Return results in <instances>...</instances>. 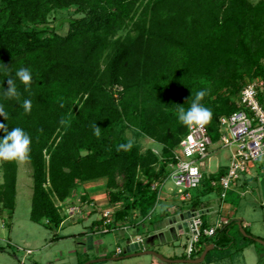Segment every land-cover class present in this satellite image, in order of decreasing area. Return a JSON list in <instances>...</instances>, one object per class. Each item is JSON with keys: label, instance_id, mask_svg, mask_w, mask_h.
<instances>
[{"label": "trees", "instance_id": "1", "mask_svg": "<svg viewBox=\"0 0 264 264\" xmlns=\"http://www.w3.org/2000/svg\"><path fill=\"white\" fill-rule=\"evenodd\" d=\"M139 2L0 0V123L8 131L22 128L31 138L26 156L33 178L30 216L46 228L63 225L69 217L65 202L75 201L74 193L84 183L100 179L107 180L108 205H122L107 226L139 227L141 218L153 214L158 203L153 185L166 178L175 150L189 132L178 119L179 109L187 110L196 92L206 90L200 103L212 112L206 126L217 143L220 118L240 109V92L254 80H244L236 66L256 67L257 77L264 79V46L251 47L244 33L250 24H264V0H147L140 12ZM71 7L84 15L68 19L66 34L57 30L63 24L49 26L53 11ZM122 29L127 33L117 36ZM20 68L32 74L28 90L15 76ZM9 79L16 86V98L4 95ZM227 86L234 100L221 91L210 99ZM26 99L32 102L27 113L22 107ZM259 99L264 106V91ZM122 124L162 145L161 155L152 149L141 152L120 135ZM96 125L99 137L94 134ZM128 143L129 150L117 151ZM226 170L224 165L217 174L204 176L203 190H213L212 181ZM2 173L0 209L11 218L17 195L16 160H6ZM197 196L188 201L189 210L202 205ZM135 213L139 218L134 224ZM232 226L239 228L237 219L217 229L214 236L223 233L217 240L199 239L198 250L189 258H197L195 251L200 255L211 244L227 250L233 244ZM244 229L242 247L257 242L259 237Z\"/></svg>", "mask_w": 264, "mask_h": 264}, {"label": "rangeland", "instance_id": "2", "mask_svg": "<svg viewBox=\"0 0 264 264\" xmlns=\"http://www.w3.org/2000/svg\"><path fill=\"white\" fill-rule=\"evenodd\" d=\"M147 0H141V6L139 12L142 10L144 3ZM252 3H257L259 0H250ZM138 12V14H139ZM136 15L138 18L139 15ZM83 13H77L76 8H64L58 9L51 13L49 17V26L58 27V31L62 34H66L69 28L68 19L78 18L83 16ZM250 24V23H249ZM128 29H122L118 31L117 36H124ZM244 33L247 35L248 43L251 47H263L264 46V24L261 27H257L255 24L246 26ZM236 66V72L244 74V80L247 78L257 79L256 67L249 69L246 66ZM234 74V70H232ZM234 76V75H233ZM239 80V79H238ZM241 81V80H240ZM221 91L225 97L235 99V95L232 93L230 87L218 88L214 95L210 97L211 100H215L219 97L218 93ZM264 91V88H263ZM120 135L124 136L133 143H136L140 148L141 152H145L148 149H152L157 155H161L162 145L157 144L151 138L144 136L140 131L127 124H122L118 128ZM213 149L217 148V153L210 160V168L215 169L217 164L220 163L222 166L228 165L230 161V151L222 148L221 144H216ZM6 160L0 159V181H2V166ZM18 164V175H17V195L15 209L12 217L9 218L7 211L0 209V264H61L69 263L71 258L69 257L70 252L74 251L75 254H82L85 249V241L82 240L84 233L87 231V224L93 218H100L104 215L106 210H110L111 214H115L118 210L122 209V205L110 206L107 202L106 196V179H100L89 183H84L78 193H74L77 197L75 201H66L64 207L70 208L74 205L80 208L79 212L70 214L66 221L59 228L49 229L31 220V208H32V196H33V178H32V167L29 160L25 157L24 159L16 160ZM160 164V163H159ZM160 167V165H159ZM253 174L245 175L241 182L246 178L247 184L241 187L240 191L232 192L229 191L227 197L222 198L221 190L215 187L213 190H203L207 185H202L199 188L189 190L191 196L199 198L202 205L208 202L213 203L209 213H203V220L208 223V226L217 224L218 219L221 218L223 209L227 205H231L233 211L237 216L245 218V226L247 231L252 235L257 236L260 233L264 237V225H257L259 217H264V201L259 198L257 194L256 186L258 180L254 179V172L258 175H264V155H262L258 161L255 162V167L252 169ZM209 173L205 172V178L209 177ZM139 181L144 179V176L140 174ZM257 177V176H256ZM207 183V181H206ZM238 184L240 181L236 182ZM173 188V191H170ZM246 191L243 196L241 193ZM87 194L88 200L82 198V194ZM196 198V199H198ZM263 203V204H262ZM190 202H182L179 199L174 184L172 182L167 183L164 188L163 198L158 200V203L154 209L153 214L147 218H141L139 221L141 225L136 227L135 225L127 223L120 229L117 230L120 235L118 242L124 251L127 242L135 236V234L142 236L146 245L151 241L150 239L157 233V229L163 228L165 231L163 235L153 237L157 240L154 244L153 249L158 253L169 256H180L188 257V248L193 238L192 233L176 235L173 234L165 225L170 223V217H174L177 214L179 208H187ZM202 205L198 210L202 211ZM67 212V211H66ZM165 212V213H164ZM65 213V210H63ZM170 214V217L166 215ZM69 216V214H67ZM133 223L137 222L139 215L137 213L131 216ZM84 219V220H83ZM255 221V222H254ZM253 224V228L249 227L248 224ZM262 225V226H261ZM120 230V231H119ZM252 230V231H251ZM259 230V231H258ZM237 226L231 227V235L233 238V244L229 246L227 250H221L220 248H213L210 251L211 257H221L241 251L243 244H245L244 234ZM115 231L105 233L99 236H94L95 239L105 240V248L114 249L116 244ZM222 232H219L216 236H201L200 239L203 241L205 238H209L213 241L222 237ZM152 235V236H151ZM221 235V236H220ZM259 235V234H258ZM59 237V238H58ZM258 237V236H257ZM77 238V239H74ZM152 238V239H153ZM260 238V237H259ZM111 240L110 242L108 240ZM114 239V240H113ZM264 240V238H261ZM154 240V241H155ZM80 242H82L80 244ZM100 246V245H99ZM199 244H196V251L198 250ZM204 247V245H201ZM98 247V246H97ZM96 247V248H97ZM99 248V247H98ZM206 248V247H205ZM204 248V250H205ZM27 250H31L28 254ZM203 250V251H204ZM246 250L245 253L236 255L233 260H224L216 264H253L256 261L257 264H264V244L254 242V247ZM195 251V257H198V253ZM252 254V255H251ZM64 257V259H62ZM81 261L84 257H80ZM133 259V260H130ZM127 264H188V263H167L161 260L155 255H143L130 258ZM178 259V258H176ZM91 260V259H90ZM119 264V263H114ZM121 264V263H120ZM208 263V260L205 261Z\"/></svg>", "mask_w": 264, "mask_h": 264}, {"label": "built area", "instance_id": "3", "mask_svg": "<svg viewBox=\"0 0 264 264\" xmlns=\"http://www.w3.org/2000/svg\"><path fill=\"white\" fill-rule=\"evenodd\" d=\"M264 66V59L262 61ZM264 88V79L257 78L249 80L240 92V109L231 114L220 118L219 141L214 143L213 138L205 125L203 127L189 128L187 135L180 141L175 150L173 162L166 178L160 184L155 183L154 189H158V199L163 198L164 188L167 183L172 182L179 194L182 202L191 199L189 190L199 188L205 176V172L217 174L222 164L218 163L213 170L210 168V160L217 153L214 145L221 144L222 148L230 151V161L226 172L219 178L212 181L214 187L221 189L222 198L227 197L229 191H240L245 185L246 178L241 182L245 175H250L255 162L264 155V106L260 102V93ZM240 181L242 184L236 182ZM170 188V191H173ZM243 196L246 191L242 190ZM80 208L76 205L67 208V214L79 212ZM191 217L188 219L189 233L193 238L188 248V257L196 249L201 236H214L217 229L224 225L218 221L216 225L204 227L203 212L197 209L189 210ZM111 211L106 210L103 218L104 225L111 223ZM102 232H109V228H103ZM137 242H143V238L133 237ZM30 254L31 250H27ZM117 253H123L121 248Z\"/></svg>", "mask_w": 264, "mask_h": 264}, {"label": "crops", "instance_id": "4", "mask_svg": "<svg viewBox=\"0 0 264 264\" xmlns=\"http://www.w3.org/2000/svg\"><path fill=\"white\" fill-rule=\"evenodd\" d=\"M252 174H253V171L251 170L250 175L252 176ZM262 177H264V175L260 176V175H258V173H256V171L254 172V179L255 180L256 179L257 180L259 179L258 180V185L255 187L256 188V191H257V194L260 195L259 198H261L264 201V197H263L262 190H261V185H260V179ZM212 204L213 203L208 202L207 204L202 205V208H203L202 212L203 213H206V212L209 213L210 212L209 210L212 207L211 206ZM188 211H189V209L188 208H185L183 210H180L179 212L177 211V214L187 213ZM172 218L173 217H170V219H172ZM233 219L241 220L243 226H245V218H243L241 216H237L235 214V212L233 211V208H232L231 205L225 206L224 209H223V212L221 214V218L218 219V221H221L224 224H226V223H228L229 221H231ZM102 220H103V216L100 217V218H98V219L93 218L89 222V224H87V231L84 233V236L82 238V240L85 241V243H84L85 249H83L84 251L81 252L82 254L81 255L78 254V253L75 254L74 251L73 252L71 251L70 254H69V257L71 258V261L69 263H61V264H78L81 261V259H80L81 256L84 257L83 260H85V259L90 260V259H94V258H107V260H105V261L98 262V263H94V264H114V263L127 264L128 261L133 260V259H130V258H124V259H120V260H112L111 259L113 257L123 256L122 255L123 253H121V254H118L117 253V249L118 248H121L122 249V247L119 245V242H118V239H119L120 235H118V232H117V230L120 229V228L110 229L108 226H105L104 225V220H103V222H102ZM259 223L262 224V225H264V217H259V221L257 220V223L255 222V224H257V225H259ZM92 225H93V227H92ZM172 226L173 225H171V224H167V225H165V228L167 227V230L168 229L170 230V228H172ZM248 226L251 227V228L254 227L253 224H250V223L248 224ZM106 227L109 228L110 231L109 232H102L101 230L103 228H106ZM162 229L163 228L157 229V233H155L154 236H153V237H155V239L157 238V236H159V234L160 235H163L164 234L165 231H163ZM111 231H115L114 233H115L116 239H115L113 245L116 244V246H115L114 249H107V248H105V243H106L105 240H103V239L97 240V239H95L94 236H99V235H102V234H105V233H110ZM172 232H173V234H176L177 233L176 235H179L180 234V232H178V231H172ZM183 234H185V233H183ZM183 234H180V235H183ZM258 234H257L258 237L264 238L260 233H258ZM136 236L142 237V236L137 235V234H135V236H133V237L136 238ZM152 238L150 239L151 241L148 242V245L145 244L147 249H153L154 244H156V242H157V240H155L154 238L152 239ZM74 239H77V238H74ZM108 241L110 242L111 240L109 239ZM81 243L82 242H80V244ZM253 247H254V243L249 244L247 246H244V247H242L241 251H238V252H235V253H230V256L231 257L229 255H226V256H221V257H217V258L215 257V259H214V257H211L210 254H209V256L203 262H201V263H188V264H205V261L206 260H208V263L210 262V264H216V263H219L220 261L223 262L224 260H228L229 257H230L231 260H233V258L236 255H239L240 253H245L246 250L250 251L249 249H251ZM202 252H201V254H202ZM201 254L198 255V257H200ZM168 258L174 259V258H180V256L174 255V256H169ZM62 259H64V257ZM135 259H136V257H135ZM167 263H169V262H167ZM158 264H160V263H158ZM253 264H257V262L256 261H253Z\"/></svg>", "mask_w": 264, "mask_h": 264}, {"label": "clouds", "instance_id": "5", "mask_svg": "<svg viewBox=\"0 0 264 264\" xmlns=\"http://www.w3.org/2000/svg\"><path fill=\"white\" fill-rule=\"evenodd\" d=\"M16 78L25 85V90H28L32 81V74L27 68H20L15 73ZM9 87L5 89L4 95L8 98L17 97V89L13 80H8ZM207 94L206 90L196 92L195 98L192 100L190 107L185 110L179 109L178 119L187 126L203 127L207 125L212 119V112L209 108L203 106L200 102ZM22 107L24 111L30 112L32 108V102L30 100H24ZM0 115H3V110L0 108ZM0 129H3L4 135L0 137V159L3 160H18L24 159L30 152L31 138L30 136L19 127L13 128L8 131L4 128V124L0 123ZM94 134L100 136V127L94 126ZM131 148V144H120L117 147V151H127Z\"/></svg>", "mask_w": 264, "mask_h": 264}, {"label": "water", "instance_id": "6", "mask_svg": "<svg viewBox=\"0 0 264 264\" xmlns=\"http://www.w3.org/2000/svg\"><path fill=\"white\" fill-rule=\"evenodd\" d=\"M260 185H261V190H262V194L264 197V177H262L260 179ZM191 217V213L187 212V213H182V214H176L172 219H170V223L172 226V228H170V231H178L180 232V234H188L189 233V224H188V219ZM238 226L241 230V232L244 235H247L244 226L241 222V220H238ZM179 234V235H180ZM257 242L264 244V240L263 239H259L257 238ZM214 248V245L211 244L210 246H207L205 248V250L202 252L201 256L198 258H178V259H171V258H167L164 255L158 253L157 251L153 250V249H147L145 242L143 240V242H137L135 239L131 238L130 241L127 242L126 248L123 251V256H119V257H113L111 258L112 260H120V259H124V258H133V257H138V256H142V255H155L157 257H159L161 260L165 261V262H177V263H201L205 260L207 254L209 251H211ZM107 260V258H94L91 260L86 261L84 264H94V263H98V262H102Z\"/></svg>", "mask_w": 264, "mask_h": 264}]
</instances>
